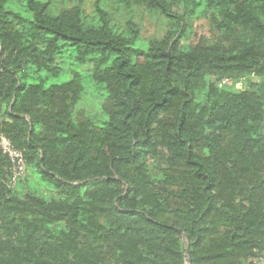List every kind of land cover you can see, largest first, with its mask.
Returning <instances> with one entry per match:
<instances>
[{
  "label": "trees",
  "instance_id": "1",
  "mask_svg": "<svg viewBox=\"0 0 264 264\" xmlns=\"http://www.w3.org/2000/svg\"><path fill=\"white\" fill-rule=\"evenodd\" d=\"M114 1L162 15L163 36L142 39L105 0L92 17L78 3L0 0V136L28 171L10 186L0 150V264H253L264 0ZM199 18L212 40L189 39ZM65 53L105 92L100 124L73 113L78 73L45 84Z\"/></svg>",
  "mask_w": 264,
  "mask_h": 264
},
{
  "label": "rangeland",
  "instance_id": "2",
  "mask_svg": "<svg viewBox=\"0 0 264 264\" xmlns=\"http://www.w3.org/2000/svg\"><path fill=\"white\" fill-rule=\"evenodd\" d=\"M96 0H53L52 11L56 13L63 7H69L73 4H80L83 7L85 14L89 17L94 16V4ZM105 0L103 8L109 11V14L114 20L119 23H124L128 18H131L140 26V37L144 40L152 38H160L166 31L167 20L158 13L149 12L143 6L129 5L123 7L121 4L114 0L108 2ZM192 34L190 40L196 42L198 38L204 40H212L213 33L209 28V24L206 18H199L192 23ZM60 66V72L57 75L49 76L46 79L45 84L60 83L72 77L73 73H78L83 82L84 90L80 100L74 105L73 113L75 117L82 118L88 117L94 119L96 124H100L106 115L101 111V105L105 97V92L96 88L89 79V65L82 66L76 63L66 53L61 55L57 59ZM44 74V73H42ZM253 80H256L253 78ZM28 173V171H26ZM26 175V174H25ZM30 180V179H29ZM30 183H33L32 180ZM28 180L20 181V189L25 191L28 189ZM22 187V188H21Z\"/></svg>",
  "mask_w": 264,
  "mask_h": 264
},
{
  "label": "built area",
  "instance_id": "3",
  "mask_svg": "<svg viewBox=\"0 0 264 264\" xmlns=\"http://www.w3.org/2000/svg\"><path fill=\"white\" fill-rule=\"evenodd\" d=\"M226 81V78L222 80L223 83ZM0 150L10 162L11 176L8 184L14 186L16 182L26 174V160L22 151L17 149L8 138L2 135L0 136ZM253 264H264V250L257 253L253 259Z\"/></svg>",
  "mask_w": 264,
  "mask_h": 264
},
{
  "label": "water",
  "instance_id": "4",
  "mask_svg": "<svg viewBox=\"0 0 264 264\" xmlns=\"http://www.w3.org/2000/svg\"><path fill=\"white\" fill-rule=\"evenodd\" d=\"M185 251L187 252V248H185Z\"/></svg>",
  "mask_w": 264,
  "mask_h": 264
}]
</instances>
